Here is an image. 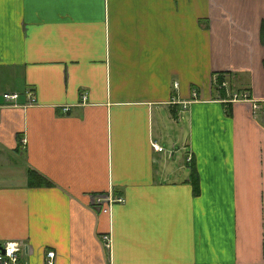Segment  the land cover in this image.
<instances>
[{"label": "crops", "instance_id": "0c3cea01", "mask_svg": "<svg viewBox=\"0 0 264 264\" xmlns=\"http://www.w3.org/2000/svg\"><path fill=\"white\" fill-rule=\"evenodd\" d=\"M4 91L23 263L264 264V0H0Z\"/></svg>", "mask_w": 264, "mask_h": 264}, {"label": "built area", "instance_id": "2783aa9c", "mask_svg": "<svg viewBox=\"0 0 264 264\" xmlns=\"http://www.w3.org/2000/svg\"><path fill=\"white\" fill-rule=\"evenodd\" d=\"M221 84L225 85L224 82ZM24 95L27 98L28 102L33 101V95L32 92L28 89L25 88L23 90ZM19 96L18 92H0V106L2 105H14L17 101V98ZM231 99L233 100H249V96L247 93H244L242 91H238L235 93H232ZM253 107H262L264 111V99L261 101H254L253 100ZM153 149L155 151H160L161 148L159 146H155V144L152 145ZM120 198L116 199L114 197H110L108 195H103V194H97L93 197V202L97 206L98 211L100 213H106L108 212L109 206L113 202H118L120 201ZM104 240V245L105 247H108V237L105 235L103 236ZM1 247H2V253H0V264H26L23 263L21 260V253L25 247L21 242L15 241V240H5L1 241ZM25 251V250H24ZM53 256V253L51 251H45L43 253V261L44 264H51V258Z\"/></svg>", "mask_w": 264, "mask_h": 264}, {"label": "trees", "instance_id": "16d2710c", "mask_svg": "<svg viewBox=\"0 0 264 264\" xmlns=\"http://www.w3.org/2000/svg\"><path fill=\"white\" fill-rule=\"evenodd\" d=\"M217 78H220V76H217ZM217 80H218V79H217ZM218 82H219V80H218ZM219 83H220V82H219ZM192 184H193V188H194V189H197V188H196V184H195V177L192 178ZM117 198H119V197H117Z\"/></svg>", "mask_w": 264, "mask_h": 264}, {"label": "rangeland", "instance_id": "374dc122", "mask_svg": "<svg viewBox=\"0 0 264 264\" xmlns=\"http://www.w3.org/2000/svg\"><path fill=\"white\" fill-rule=\"evenodd\" d=\"M162 144H163L164 147L167 148V144L165 142H162ZM168 148H169V146H168ZM178 156H179V153H178ZM171 161H172V158L168 160V162H171ZM170 177L173 178L172 174H171V176H169V178Z\"/></svg>", "mask_w": 264, "mask_h": 264}, {"label": "water", "instance_id": "95a60500", "mask_svg": "<svg viewBox=\"0 0 264 264\" xmlns=\"http://www.w3.org/2000/svg\"><path fill=\"white\" fill-rule=\"evenodd\" d=\"M0 253H2V247H1V243H0Z\"/></svg>", "mask_w": 264, "mask_h": 264}, {"label": "bare ground", "instance_id": "6f19581e", "mask_svg": "<svg viewBox=\"0 0 264 264\" xmlns=\"http://www.w3.org/2000/svg\"><path fill=\"white\" fill-rule=\"evenodd\" d=\"M224 82V81H223ZM221 86V85H220ZM223 88V87H222ZM236 92V91H235Z\"/></svg>", "mask_w": 264, "mask_h": 264}]
</instances>
